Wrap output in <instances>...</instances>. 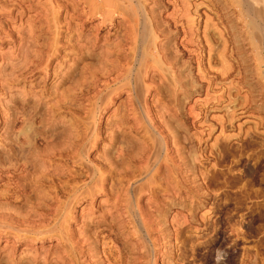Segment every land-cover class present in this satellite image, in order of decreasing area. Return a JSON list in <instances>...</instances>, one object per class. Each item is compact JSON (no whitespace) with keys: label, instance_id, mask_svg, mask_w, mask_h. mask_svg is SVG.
Here are the masks:
<instances>
[{"label":"rangeland","instance_id":"obj_1","mask_svg":"<svg viewBox=\"0 0 264 264\" xmlns=\"http://www.w3.org/2000/svg\"><path fill=\"white\" fill-rule=\"evenodd\" d=\"M128 1L0 0V264H264L240 14Z\"/></svg>","mask_w":264,"mask_h":264},{"label":"bare ground","instance_id":"obj_2","mask_svg":"<svg viewBox=\"0 0 264 264\" xmlns=\"http://www.w3.org/2000/svg\"><path fill=\"white\" fill-rule=\"evenodd\" d=\"M92 1V0H91ZM103 1V0H102ZM120 1V0H119ZM185 1H187V0H182V2H185ZM219 1V0H218ZM108 2V1H107ZM138 2V1H137ZM139 2H140V0H139ZM226 2V1H225ZM224 2V3H225ZM228 2V6L230 5V7H231V11H233V14L234 15H232L231 16V20L232 21H234L233 23H235V19H234V16H236L235 14H237V13H234V12H238L239 14H240V16H238V17H240V18H242V20H243V22L241 23L242 25L241 26H244V27H242L244 30L241 32V33H239L240 31L238 30V32L237 33H239L237 36H234L233 37V42L236 44V43H238V49H239V51L241 52V56L242 55H244V56H246L245 54H247V51H249L250 50V52H252V54H251V56H247V58L248 59H246L245 61H243V62H247V61H249L250 62V60H249V58H251L252 56L254 57V60H260L259 61V63H257L256 65H258V69H261V64H263L262 62H264V0H228L227 1ZM226 2V3H227ZM128 3L130 4V5H132L133 7H135V5L137 4H135V2H134V0H129L128 1ZM187 3V2H186ZM191 3V2H190ZM189 3V4H190ZM201 3V2H200ZM182 4H184V3H182ZM196 4V3H195ZM198 4V3H197ZM95 5V4H94ZM138 5H140V6H143V5H141V3H138L137 4V8L138 7H140V6H138ZM188 4H186V6H187ZM116 7V6H115ZM123 7V6H122ZM133 7H131V8H133ZM184 7H185V5H184ZM198 7H199V5H198ZM224 7H227V6H224ZM141 8V7H140ZM139 8V9H140ZM186 8V7H185ZM102 9V8H101ZM135 9H136V7H135ZM139 9H138V11H139ZM197 9V8H196ZM142 10H143V8H142ZM228 10H229V7H228ZM130 11V10H129ZM132 11L134 12V10L132 9ZM145 10H143L142 11V14H143V12H144ZM107 12V11H106ZM92 13V12H91ZM135 13H137V11L135 10ZM139 13V12H138ZM138 13L137 14H135L134 16H136V15H138ZM231 13V12H230ZM229 13V14H230ZM133 14V13H132ZM145 14V13H144ZM143 14V15H144ZM195 14V13H194ZM92 15V14H91ZM112 15V14H111ZM127 16V15H126ZM230 16V15H229ZM132 17V16H131ZM142 17V16H141ZM145 17V16H144ZM194 17V16H193ZM197 17V16H196ZM111 18V17H110ZM146 18H147V16H146ZM189 18H192V17H189ZM229 18V17H228ZM237 18V17H236ZM144 19V18H143ZM131 20V19H130ZM134 20V19H133ZM230 20V21H231ZM241 20V19H240ZM241 20V21H242ZM103 21V20H102ZM187 21V20H186ZM132 22V21H131ZM237 22V21H236ZM240 22V21H239ZM150 23V22H149ZM196 24V23H195ZM144 25V24H143ZM152 25V24H151ZM142 26V25H141ZM144 26H146V25H144ZM230 26H233V24L232 25H230ZM236 26V25H235ZM238 26H240L239 24H238ZM240 26V27H241ZM135 27V26H134ZM150 27V26H149ZM194 27V26H193ZM234 27V26H233ZM147 27H145L144 29H146ZM205 28V27H204ZM232 28V27H231ZM230 28V29H231ZM234 28H237V26L236 27H234ZM137 29V28H136ZM143 29V30H144ZM157 29V28H156ZM142 30V29H141ZM142 30V31H143ZM147 30V29H146ZM193 30H195V28L193 29ZM205 30V29H204ZM208 30V29H207ZM236 30V29H235ZM149 31H151V33H154V32H152V30H151V28H150V30ZM206 31V30H205ZM220 31V30H219ZM133 32H135V31H133ZM231 32V31H230ZM144 33H145V30H144ZM194 33V32H193ZM231 33H233V32H231ZM235 33V32H234ZM143 33L141 32V35H142ZM248 34V35H247ZM140 35V34H139ZM193 35V34H192ZM234 35V34H233ZM138 36V35H137ZM144 36V35H143ZM146 36V35H145ZM224 36V35H223ZM232 36V35H231ZM142 37V36H141ZM151 37L153 38V35H151ZM151 37H150V39H151ZM208 37V36H207ZM222 37V36H221ZM136 38V37H135ZM145 37H143V39H144ZM197 38H198V36H197ZM230 38V37H229ZM228 38V40H230ZM123 39V38H122ZM132 39V38H131ZM138 39V38H137ZM142 39V40H143ZM119 40V39H118ZM145 40H146V38H145ZM137 43V42H136ZM228 43V42H227ZM231 43V42H230ZM233 43V44H234ZM121 44V43H120ZM116 45V44H115ZM149 45V44H148ZM209 45V44H208ZM230 45V44H229ZM247 45H248V47H247ZM231 46V45H230ZM225 47V46H224ZM228 48H230V47H228ZM107 49V48H106ZM230 49H233V47L232 48H230ZM229 49V50H230ZM235 49H236V46H235ZM163 50V49H162ZM228 50V52H231V51H229ZM234 50V49H233ZM213 51V50H212ZM221 51V50H220ZM223 51V50H222ZM225 51V50H224ZM236 51V50H235ZM234 51V52H235ZM239 51H236V52H239ZM131 52V51H130ZM214 52V51H213ZM37 53V52H36ZM224 53V52H223ZM249 53V52H248ZM221 55V57H223V54L222 53H220ZM227 54V53H226ZM237 54V53H236ZM210 55H212L211 53H210ZM216 56L217 57H219V55L218 54H216ZM213 58V57H212ZM236 59V58H235ZM253 59V58H252ZM215 60V59H214ZM213 60V61H214ZM219 60V59H218ZM144 61V60H143ZM209 62H210V60H209ZM220 62H221V60H220ZM222 63V62H221ZM254 63V62H253ZM211 64V63H210ZM216 65V64H215ZM240 65V64H239ZM244 65H245V63H244ZM246 65H247V63H246ZM253 65V64H252ZM255 65V66H256ZM261 65V66H260ZM242 66V65H241ZM249 66V65H248ZM254 66V65H253ZM253 66H251L252 68H253ZM255 66H254V68L252 69L253 71V73H254V69H255ZM243 67V66H242ZM264 67V66H263ZM160 68V67H159ZM201 68V67H200ZM249 69V68H248ZM262 69H263V71H262ZM261 69V73L262 72H264V68H262ZM109 72V71H108ZM224 72V71H223ZM223 72L221 73V74H223ZM249 72V71H248ZM255 72H257V71H255ZM252 74V73H251ZM231 75V74H230ZM263 75V74H262ZM257 76V75H256ZM261 76V75H260ZM259 76V74H258V76L257 77H260ZM236 77H238V76H236ZM263 77V76H262ZM226 78V77H225ZM246 78V77H245ZM64 79V78H63ZM259 79V78H258ZM262 80V79H261ZM263 80H264V78H263ZM259 82V81H258ZM262 82V81H261ZM137 83V82H136ZM163 83V82H162ZM220 83V82H219ZM264 83V82H263ZM137 84H135V86H136ZM261 85V84H260ZM264 84H262V86H263ZM131 86V85H130ZM119 88V87H118ZM133 88V87H132ZM131 88V89H132ZM137 88V87H136ZM135 88V89H136ZM76 89H77V87H76ZM232 89V88H231ZM129 90V89H128ZM231 92V91H230ZM112 94V93H111ZM175 103V102H174ZM103 109V108H102ZM95 117V116H94ZM148 117V116H147ZM93 122V121H92ZM91 123V122H90ZM151 123V122H150ZM35 124V123H34ZM155 127V126H154ZM170 127V126H169ZM74 128V127H73ZM116 131V130H115ZM63 142V141H62ZM66 143V142H65ZM161 144V143H160ZM132 145V144H131ZM91 148V147H90ZM118 148V147H117ZM135 149V148H134ZM161 149V148H160ZM157 150V149H156ZM160 151V150H159ZM135 154V153H134ZM138 157V156H137ZM158 158V157H157ZM134 159V158H133ZM136 174V173H135ZM122 177V176H121ZM96 185V184H95ZM131 210V209H130ZM132 211V210H131ZM133 213V212H132ZM121 215V214H120ZM144 223H145V221H144ZM54 224V223H53ZM141 238V237H140ZM139 240V239H138ZM101 241V240H100ZM144 241V240H143ZM146 241H144V243H145ZM147 243V242H146ZM145 243V244H146ZM74 247V246H73ZM75 248V247H74ZM144 254V253H143ZM142 255V254H141ZM149 255V254H148ZM147 255V256H148ZM145 256V255H144ZM145 262V261H144ZM72 263H74V262H72Z\"/></svg>","mask_w":264,"mask_h":264}]
</instances>
